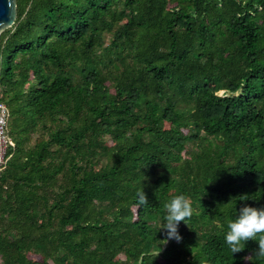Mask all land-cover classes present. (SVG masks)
<instances>
[{
    "label": "trees",
    "instance_id": "trees-1",
    "mask_svg": "<svg viewBox=\"0 0 264 264\" xmlns=\"http://www.w3.org/2000/svg\"><path fill=\"white\" fill-rule=\"evenodd\" d=\"M15 3L0 264H264L223 238L264 207V0ZM178 194L180 240L161 229Z\"/></svg>",
    "mask_w": 264,
    "mask_h": 264
},
{
    "label": "clouds",
    "instance_id": "clouds-1",
    "mask_svg": "<svg viewBox=\"0 0 264 264\" xmlns=\"http://www.w3.org/2000/svg\"><path fill=\"white\" fill-rule=\"evenodd\" d=\"M135 195L139 205L148 204L143 188ZM164 208L166 214L161 229L166 230L167 238L180 240L178 225L181 221L185 223L192 213L189 199L184 194L175 195L164 204ZM223 238L232 254L240 252L247 241L256 240L258 249L255 252L264 256V207L242 205L238 211L236 209L235 217L227 221Z\"/></svg>",
    "mask_w": 264,
    "mask_h": 264
},
{
    "label": "built area",
    "instance_id": "built-area-1",
    "mask_svg": "<svg viewBox=\"0 0 264 264\" xmlns=\"http://www.w3.org/2000/svg\"><path fill=\"white\" fill-rule=\"evenodd\" d=\"M8 120V110L0 101V172L10 158L9 151L15 146L13 140L9 136Z\"/></svg>",
    "mask_w": 264,
    "mask_h": 264
},
{
    "label": "water",
    "instance_id": "water-1",
    "mask_svg": "<svg viewBox=\"0 0 264 264\" xmlns=\"http://www.w3.org/2000/svg\"><path fill=\"white\" fill-rule=\"evenodd\" d=\"M16 19L15 0H0V33L14 25Z\"/></svg>",
    "mask_w": 264,
    "mask_h": 264
},
{
    "label": "rangeland",
    "instance_id": "rangeland-1",
    "mask_svg": "<svg viewBox=\"0 0 264 264\" xmlns=\"http://www.w3.org/2000/svg\"><path fill=\"white\" fill-rule=\"evenodd\" d=\"M221 93H218V95H220Z\"/></svg>",
    "mask_w": 264,
    "mask_h": 264
}]
</instances>
